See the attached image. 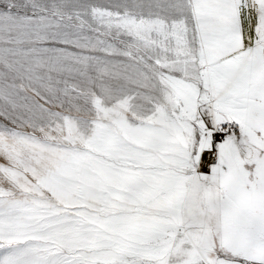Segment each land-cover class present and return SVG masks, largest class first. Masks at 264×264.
<instances>
[{"label": "snow or ice", "instance_id": "6c2138e0", "mask_svg": "<svg viewBox=\"0 0 264 264\" xmlns=\"http://www.w3.org/2000/svg\"><path fill=\"white\" fill-rule=\"evenodd\" d=\"M0 264H264V0H0Z\"/></svg>", "mask_w": 264, "mask_h": 264}]
</instances>
